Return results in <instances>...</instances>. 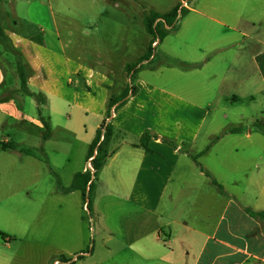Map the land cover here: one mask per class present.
Segmentation results:
<instances>
[{
	"label": "crops",
	"instance_id": "obj_1",
	"mask_svg": "<svg viewBox=\"0 0 264 264\" xmlns=\"http://www.w3.org/2000/svg\"><path fill=\"white\" fill-rule=\"evenodd\" d=\"M37 1L45 5L51 0ZM185 1L178 19L185 9L196 14L205 32L210 27L215 30L213 46L164 49L159 68L144 67L152 64L154 55L135 72L126 70L150 47L139 57L133 47H123L111 60L97 53L92 64L64 55L63 71L49 56L40 61L43 51L47 55L56 52L48 47H7L4 56L10 61L14 58L15 66L8 74L0 63V131H6L0 140V233L5 235L0 234V264H50L77 252L81 254L77 261L109 264L103 258L89 262L94 249L85 252L87 238L80 220L83 196L71 188L75 176L85 173L90 144L104 121L113 126L114 135L109 144L111 155L97 174L94 195L121 197L110 203L124 217L112 230L108 225L102 227L106 242L111 243L104 244L106 260H113L110 264H264V219L248 212L264 208L240 200L231 189L232 175L220 172L218 178L211 166L200 165L219 149L218 168L232 169L241 123L247 129L242 137L250 140L252 148L255 145L257 133L251 127L263 124L259 119L263 112L242 111L230 119L227 111L239 104L254 108L256 97L264 93V30L253 36L256 23L252 18L239 17L237 25H230L214 16L210 6L191 7ZM6 4L0 0V7ZM37 12L33 9V14ZM208 22H214L215 29ZM31 26L32 34L26 37L28 43L36 44L33 34L39 27ZM87 27L92 29L91 24ZM231 31L242 40L256 39L261 44L252 54V69L244 76L248 80L229 75L234 63L225 54L242 48L229 47L239 46L231 39ZM18 48L22 52L16 53ZM19 65L27 76L28 90L41 95L42 104L21 92L15 73ZM154 74L159 81L149 78ZM92 75L95 81L88 83ZM133 79L123 104L108 117L109 99L120 95ZM96 90H100L101 107L89 110L78 99ZM91 119L95 123L87 130ZM45 122L50 125L48 134ZM57 131L62 134L55 138ZM33 133L37 134L35 141ZM144 134L150 136L149 151L140 144ZM205 150L197 160L193 158ZM61 156L66 162L62 166L57 162ZM43 164L50 173L41 171ZM201 178L206 188L198 185ZM252 179L261 183L263 176L254 174ZM123 205L128 207L124 210ZM73 243L77 246L72 247Z\"/></svg>",
	"mask_w": 264,
	"mask_h": 264
},
{
	"label": "rangeland",
	"instance_id": "obj_2",
	"mask_svg": "<svg viewBox=\"0 0 264 264\" xmlns=\"http://www.w3.org/2000/svg\"><path fill=\"white\" fill-rule=\"evenodd\" d=\"M6 1L7 4L0 7V36L5 35L10 45L0 44V63L9 74L11 73L12 66H15V59L13 58L12 61L7 60L4 53L7 51V47H18L19 44L23 45L22 47H48L58 54L61 53V55H57L56 52L47 55L43 51L40 59V61H43L49 56L59 71L65 69L64 59L66 58H72L75 62L92 64L97 53L102 54L106 60H111L115 54L123 51V47H133L135 56L139 57L146 47H152L151 36H149L144 26L145 16L151 12L168 13L176 6L183 7L185 0H130L129 4L127 0H116V3H113L115 0L112 2L106 0H51L45 5H41L37 0H29V3L26 0ZM185 2L191 7L199 6L200 8H207L210 6L211 13L214 16L223 18L230 25H237L239 17L241 19L250 17L256 23V30L251 31L253 36H256L260 30H264V0H186ZM33 9H38V12L33 14ZM184 12L186 15L184 13L181 20L178 19V23L167 29L166 37L164 39L159 38V44L155 51H151L150 57L152 58L155 55L156 59L151 65H148L150 63L148 62L144 66L145 68L149 66L155 68L163 66L159 61L162 56L160 51L164 49L213 46L210 44V41L215 37V30H212V27H210L205 32L200 21L197 20L198 16L196 14L192 12L188 13L186 9ZM208 23L214 25L215 29L214 22ZM89 24L92 25V29L87 27ZM31 25L36 27V29L39 27L38 32L33 34L34 40H37L36 44L28 43L29 40L26 37L32 34ZM216 27L219 26L216 25ZM232 34L234 37H231V39L233 38L238 41L239 46L231 45L229 47L242 48H233L225 54L227 59H230L234 63L229 71V75L240 81L248 80L244 76L252 69V54H254L261 44L256 39L242 40V37L237 32L231 31ZM19 52H22V48H18L16 53ZM64 55L67 57L65 58ZM15 73H18L17 68H15ZM149 78L159 81L158 74L150 75ZM90 80L95 81V76L92 75L91 78L86 79L88 83ZM121 81L120 79L119 85H122ZM134 83L135 79L127 87L131 89V85ZM88 86L90 87L89 84ZM83 96L84 94H81V99L79 98L78 100H81L87 109L96 110L101 107L100 90L99 92L97 90L94 91L93 94L89 92L86 98H83ZM256 99L257 103L254 108L250 109L246 104H239L229 112L227 111L230 119H234L242 111L247 113L248 110H251L253 115L263 112V118L259 117V119L264 125V93L259 94ZM104 109L106 110L105 107ZM65 112L68 111L65 110ZM234 112L236 113L234 114ZM223 113L224 111L221 114ZM65 116L67 115L64 113V118ZM94 123L93 119L89 123H86L87 130H90V125H94ZM83 124L84 122H82V126ZM238 127H240L241 135L236 136L239 140L238 153L232 154V169L226 168L225 170H220L218 168L220 162L217 159L216 152L220 153L219 149H214L208 154L201 160L200 165L211 166L209 168L217 174L218 178H220L221 173L232 175L231 189L238 193L240 200L245 204L257 205L264 208V134L261 128L257 126V123L251 127L257 133V136L253 137L255 145L252 148L250 140L242 137L247 132L245 124L241 123ZM4 132L6 131H0V140L3 139ZM56 133L55 138L62 134L61 131H57ZM32 135L31 139L35 141L37 134L33 133ZM70 139L74 140L75 138L72 136ZM51 146L53 144H49V147ZM259 156H262V160H259ZM227 159L228 157L226 161ZM57 162H59L60 166L66 163L62 156L58 157ZM85 165H87V162ZM213 165L215 167H212ZM43 167L44 169H41L42 172L50 173V168L46 164H43ZM254 174L258 177L260 175L263 176L261 183L252 179ZM203 181H206L205 178H201L198 185L206 188ZM261 189L262 194H260ZM119 200H121L119 196L100 199V197L94 195V191L87 194L86 201L83 200L80 220L87 238L85 252L87 250L91 252L94 249V257L89 259L91 263L99 262L102 260L101 258L109 264L113 261L110 259L106 260V253L108 252L104 244L111 245V243L106 242L107 237L104 235L102 227L108 225L109 229L112 230V227L120 223L119 220L124 218H121L119 215L122 213L116 208L111 207L110 201L118 202ZM88 201H90L89 207ZM97 207L102 211L99 212ZM123 207L125 210L128 206L123 205ZM124 213L127 215V211ZM73 245L77 246L75 243L72 244V247H74ZM76 254H79V252L72 253L70 258L77 264H85V260L77 261L81 254ZM39 263L40 261H35L33 264ZM53 263L54 260L50 262V264Z\"/></svg>",
	"mask_w": 264,
	"mask_h": 264
},
{
	"label": "trees",
	"instance_id": "obj_3",
	"mask_svg": "<svg viewBox=\"0 0 264 264\" xmlns=\"http://www.w3.org/2000/svg\"><path fill=\"white\" fill-rule=\"evenodd\" d=\"M182 12H183V7L181 8V6H176L170 12L165 13V14H160L157 12H151L149 15H146L144 18V26H145V29H146L147 33L149 34V36H151L152 42H153V39H155L157 37L160 39H164L167 35L166 34L167 29H169L175 25V23L177 22L180 14ZM7 40H8V38L5 35L0 36V44L1 45L8 46L9 43L7 42ZM151 51H152V49L149 48L148 52L145 53V55H143L136 63L127 65L126 70L128 72H133L138 65H141L144 61L149 60V58L151 57ZM174 64L180 66V63L177 61H174ZM17 70H18V75H19L20 82H21V87H20L21 92H24L27 95L32 96L33 98H35V100L37 101L38 104H42L44 100L41 98V95H39L37 93H31L28 90V88H27V76L24 72V69L19 65ZM130 91H131V89H129L127 87L124 91H122L121 95L112 96L109 99L108 105H107V116L108 117H110L112 115V112L114 109H117L118 107H120L123 104L125 98L128 96ZM39 111H40V109H39ZM258 127L261 128V130L264 134V129H263L264 125L263 124L261 126L258 125ZM45 131L47 134L50 132V125L46 122H45ZM103 132H104V137H103V140L101 141V137H102ZM113 135H114L113 126H111L110 124H107L106 121H104L100 125L99 129L96 131L95 138L92 141V143L90 144V148H89L88 158H90L94 155L95 150L97 151V153L94 157V160H93V167L95 170L94 174L92 175L90 173H83V174L79 173L75 176V178L73 180L71 188L73 190L81 191L84 201L87 200V194L94 191L95 186H96L95 181H96L97 174L103 168V166L106 164L108 158L111 155V153L109 151V144L112 140ZM149 140H150V136L148 134H144L141 137V141H140L141 143L140 144H141V146H143L145 148L146 151H149V149L146 146V142ZM4 148H5V146H4ZM207 150L199 153L198 155L193 156V158L195 160H197V158L199 156H201L203 153H205ZM213 183L219 187L221 192H224L222 187L217 182L213 181ZM89 206H90V201H88V207ZM248 212L254 217H257L259 219H264V211H260V212L254 211L253 212L251 210H248ZM0 234L3 237L5 236L3 233H0ZM60 260L65 261V260H68V258L61 257ZM69 264H75V261H72V259L70 258Z\"/></svg>",
	"mask_w": 264,
	"mask_h": 264
},
{
	"label": "built area",
	"instance_id": "obj_4",
	"mask_svg": "<svg viewBox=\"0 0 264 264\" xmlns=\"http://www.w3.org/2000/svg\"><path fill=\"white\" fill-rule=\"evenodd\" d=\"M158 44H159V38L157 37V38L153 39L151 49L153 51H155V49L157 48ZM103 137H104V132L102 134L101 141L103 140ZM96 153H97V151L95 150L94 155L87 159V165H86V167L84 169L85 173H90L92 175L94 174L95 170H94V167H93V160H94V157H95ZM72 261H74V260H72ZM69 263H70V259L65 260V261L60 260V259H56L53 264H69Z\"/></svg>",
	"mask_w": 264,
	"mask_h": 264
}]
</instances>
